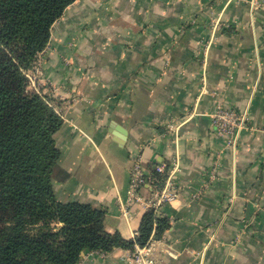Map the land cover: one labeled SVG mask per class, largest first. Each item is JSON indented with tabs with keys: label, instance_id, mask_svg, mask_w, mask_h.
Here are the masks:
<instances>
[{
	"label": "crops",
	"instance_id": "obj_1",
	"mask_svg": "<svg viewBox=\"0 0 264 264\" xmlns=\"http://www.w3.org/2000/svg\"><path fill=\"white\" fill-rule=\"evenodd\" d=\"M252 1L76 0L29 71L64 119L56 196L103 208L109 233L134 239L147 212L122 215L134 158L149 173L179 161L159 264H264V0ZM219 105L248 114L234 146L212 126Z\"/></svg>",
	"mask_w": 264,
	"mask_h": 264
},
{
	"label": "trees",
	"instance_id": "obj_2",
	"mask_svg": "<svg viewBox=\"0 0 264 264\" xmlns=\"http://www.w3.org/2000/svg\"><path fill=\"white\" fill-rule=\"evenodd\" d=\"M76 0H0V264H77L84 251L145 245L170 228L153 210L138 236L105 230L106 211L56 196L55 135L64 119L47 96L31 91L29 71L50 42L54 23Z\"/></svg>",
	"mask_w": 264,
	"mask_h": 264
},
{
	"label": "built area",
	"instance_id": "obj_3",
	"mask_svg": "<svg viewBox=\"0 0 264 264\" xmlns=\"http://www.w3.org/2000/svg\"><path fill=\"white\" fill-rule=\"evenodd\" d=\"M258 0L252 1V6H259ZM61 114V112H59ZM62 115V114H61ZM249 117L246 112H239L234 108L219 105L212 114V126L220 134L227 136L228 145L237 143L239 132L248 125ZM174 130V126L169 127ZM180 163L176 159L170 164L156 165L153 172L149 173L144 165L143 156L139 155L133 160L130 171V189L127 203L122 206V215L130 219L134 205L138 204L148 210H153L156 216H162V208L171 204L178 197V189L174 183L176 174L180 171ZM150 189L149 197L143 196L141 190ZM264 214V205L262 206ZM137 236V235H136ZM135 239V237H134ZM161 250L172 254L171 246L166 242V237H154V233L145 245L134 243L132 249L126 250L124 259L127 264H159ZM104 254V253H102ZM77 264H84L80 259Z\"/></svg>",
	"mask_w": 264,
	"mask_h": 264
},
{
	"label": "water",
	"instance_id": "obj_4",
	"mask_svg": "<svg viewBox=\"0 0 264 264\" xmlns=\"http://www.w3.org/2000/svg\"><path fill=\"white\" fill-rule=\"evenodd\" d=\"M117 132L119 133V136L122 138V140L125 138L126 136V130L122 127H117Z\"/></svg>",
	"mask_w": 264,
	"mask_h": 264
},
{
	"label": "rangeland",
	"instance_id": "obj_5",
	"mask_svg": "<svg viewBox=\"0 0 264 264\" xmlns=\"http://www.w3.org/2000/svg\"><path fill=\"white\" fill-rule=\"evenodd\" d=\"M29 89H30L31 91H34V90H32L30 87H29Z\"/></svg>",
	"mask_w": 264,
	"mask_h": 264
}]
</instances>
